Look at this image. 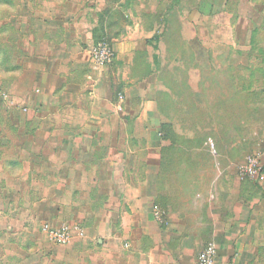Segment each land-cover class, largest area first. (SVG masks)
<instances>
[{
    "label": "rangeland",
    "instance_id": "374dc122",
    "mask_svg": "<svg viewBox=\"0 0 264 264\" xmlns=\"http://www.w3.org/2000/svg\"><path fill=\"white\" fill-rule=\"evenodd\" d=\"M43 19L53 30L78 25L82 42L72 53L82 48L85 61L100 43L111 46L113 61L91 72L110 83L138 78L135 97L153 98L165 121L158 139L171 142L167 154L185 159L189 172L226 179L212 193L234 185L250 160L257 176L264 170V0H0V264H89L96 251L85 218L97 211L56 159L73 153L68 141L78 139L45 130L68 121L51 97L35 111L33 46L20 42V31L33 40ZM126 41L135 48L128 65L114 50ZM111 92L123 96L117 87ZM77 224L85 238L65 246L41 231Z\"/></svg>",
    "mask_w": 264,
    "mask_h": 264
},
{
    "label": "crops",
    "instance_id": "0c3cea01",
    "mask_svg": "<svg viewBox=\"0 0 264 264\" xmlns=\"http://www.w3.org/2000/svg\"><path fill=\"white\" fill-rule=\"evenodd\" d=\"M46 22L33 40L21 30L20 42L33 46L28 57L36 63L35 111L45 110L42 100L51 97L55 111L68 120L45 130H66L78 139L68 141L73 153L56 159L67 163L68 178L77 181L75 193L88 196L90 212L97 211L85 218L86 241L96 250L89 264H197L209 243L216 247V264H264V170L253 181L237 177L234 185H218L212 193L214 182L225 178L189 172L185 159L167 154L171 142L158 139L165 121L154 99L142 92L143 98L135 97L139 79L124 76L110 83L91 72L98 67L92 58L85 61L82 48L72 53L82 42L78 25L53 30ZM114 48L116 60L128 65L132 44ZM128 50L133 54L127 56ZM116 87L123 94L121 110L111 92ZM41 129L24 125L25 132ZM84 238L83 233L76 240Z\"/></svg>",
    "mask_w": 264,
    "mask_h": 264
},
{
    "label": "built area",
    "instance_id": "2783aa9c",
    "mask_svg": "<svg viewBox=\"0 0 264 264\" xmlns=\"http://www.w3.org/2000/svg\"><path fill=\"white\" fill-rule=\"evenodd\" d=\"M91 58L98 67H105L110 64L114 59V51L106 42L100 43L92 51ZM123 96H118L117 109L121 110ZM258 164L255 160H250L246 164L238 168V178L240 181H253L257 176ZM42 233L49 241L56 245H69L74 240L83 236V231L78 225L68 226L63 225L58 229H53L48 226H43ZM217 250L213 243L207 244L202 251L198 254L197 264H216Z\"/></svg>",
    "mask_w": 264,
    "mask_h": 264
},
{
    "label": "trees",
    "instance_id": "16d2710c",
    "mask_svg": "<svg viewBox=\"0 0 264 264\" xmlns=\"http://www.w3.org/2000/svg\"><path fill=\"white\" fill-rule=\"evenodd\" d=\"M118 96H119V95H118ZM118 96H117L116 100L118 99Z\"/></svg>",
    "mask_w": 264,
    "mask_h": 264
}]
</instances>
